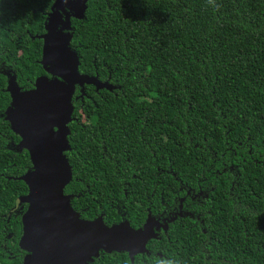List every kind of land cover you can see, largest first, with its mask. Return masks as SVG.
<instances>
[{
	"label": "trees",
	"instance_id": "16d2710c",
	"mask_svg": "<svg viewBox=\"0 0 264 264\" xmlns=\"http://www.w3.org/2000/svg\"><path fill=\"white\" fill-rule=\"evenodd\" d=\"M54 0H0V264H21L31 170L5 119L12 81L39 61ZM76 72L62 194L80 220L153 238L131 260L85 264H264V0H85L69 18Z\"/></svg>",
	"mask_w": 264,
	"mask_h": 264
},
{
	"label": "water",
	"instance_id": "95a60500",
	"mask_svg": "<svg viewBox=\"0 0 264 264\" xmlns=\"http://www.w3.org/2000/svg\"><path fill=\"white\" fill-rule=\"evenodd\" d=\"M85 0H54L47 18L39 64L50 76L35 79L30 91L19 92L12 81L7 92L10 103L5 110L11 131L20 139L19 146L29 157L32 170L21 177L27 193L19 199L26 204L20 217L18 248L25 252L21 264H85L99 250L123 251L131 260L142 253L144 244L154 235L147 219L137 230L121 223L106 227L99 218L80 220L62 194L70 179L63 156L68 149L66 124L72 107L70 98L75 86L109 88L95 78L76 72L77 60L67 48L69 18L79 19ZM70 11V15L66 13Z\"/></svg>",
	"mask_w": 264,
	"mask_h": 264
},
{
	"label": "flooded vegetation",
	"instance_id": "af4514ba",
	"mask_svg": "<svg viewBox=\"0 0 264 264\" xmlns=\"http://www.w3.org/2000/svg\"><path fill=\"white\" fill-rule=\"evenodd\" d=\"M73 1V0H72ZM70 11H66V13L68 14V15H70V13H69ZM157 224V223H156ZM25 255V254H24Z\"/></svg>",
	"mask_w": 264,
	"mask_h": 264
}]
</instances>
